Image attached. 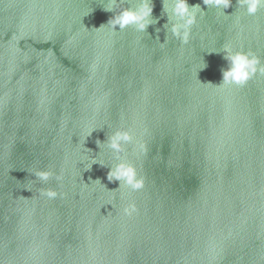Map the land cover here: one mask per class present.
<instances>
[{
	"label": "water",
	"instance_id": "1",
	"mask_svg": "<svg viewBox=\"0 0 264 264\" xmlns=\"http://www.w3.org/2000/svg\"><path fill=\"white\" fill-rule=\"evenodd\" d=\"M104 3L0 0V264H264V76L207 84L222 80L223 53L209 52L225 45L264 63V9L225 17L188 0L205 16L187 45L161 47L162 0L146 33L97 30L113 16ZM117 128L135 137L122 156L136 192L108 167L85 171Z\"/></svg>",
	"mask_w": 264,
	"mask_h": 264
},
{
	"label": "clouds",
	"instance_id": "2",
	"mask_svg": "<svg viewBox=\"0 0 264 264\" xmlns=\"http://www.w3.org/2000/svg\"><path fill=\"white\" fill-rule=\"evenodd\" d=\"M123 0H106L103 5V11L113 13L106 24H102L97 30L109 28L113 34L123 32L128 28H132L137 33H146L150 25L158 23L157 19L153 18V3L152 0H137L136 5L121 7ZM163 13L167 16V23L164 25L166 30V38L164 43L157 42L161 47L169 43L170 38L179 41L181 45H187L190 42L193 28L197 26L200 19L205 16L200 4L189 5L188 0H162ZM204 6L209 10L215 9L225 17H231L236 12L242 11L244 15L255 16L260 9H264V0H236L237 8L231 15L225 14V10L232 5V0H202ZM240 17L236 18V23L239 24ZM157 32L160 29H156ZM223 53V59L227 62V67L221 69L222 80L219 85L207 83L218 89L230 88L232 86L242 87L250 79L255 77L258 73L264 76V63L253 52H245L235 50L231 45H225L220 51L209 52ZM203 66L199 70H203L207 65L202 61ZM198 74V73H197ZM199 80V79H198ZM96 130L89 132V136ZM135 140L131 129L117 128L110 134H107L106 140L101 142L96 140V145L99 148L97 155H90L87 157L88 161L85 171H90L93 165L100 167H108L107 181L109 183L118 182V188L126 187L132 192L141 190L144 186L143 178L137 173L133 164L127 161L122 156L125 152V146L132 144ZM101 146L110 154L114 163H106L105 159L100 156ZM143 144H139V149L143 151ZM89 153L91 149L86 148ZM35 179L42 183H47L49 180L55 179L57 185L63 180L62 174H56L53 171L37 170L32 173ZM92 183H99L101 186H106L100 179L91 181ZM107 189V188H106ZM115 189V190H117ZM111 190V191H115ZM40 195L48 200H55L60 197L63 198V193L55 189H40ZM123 215L131 217L137 212L134 202L128 203L123 209Z\"/></svg>",
	"mask_w": 264,
	"mask_h": 264
}]
</instances>
